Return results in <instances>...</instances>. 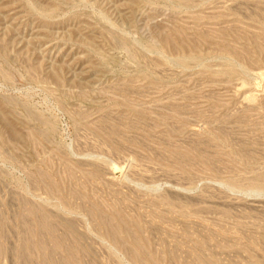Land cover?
<instances>
[{
	"label": "rangeland",
	"instance_id": "374dc122",
	"mask_svg": "<svg viewBox=\"0 0 264 264\" xmlns=\"http://www.w3.org/2000/svg\"><path fill=\"white\" fill-rule=\"evenodd\" d=\"M259 47L264 0H0V264H264Z\"/></svg>",
	"mask_w": 264,
	"mask_h": 264
},
{
	"label": "bare ground",
	"instance_id": "6f19581e",
	"mask_svg": "<svg viewBox=\"0 0 264 264\" xmlns=\"http://www.w3.org/2000/svg\"><path fill=\"white\" fill-rule=\"evenodd\" d=\"M261 51L264 52V48L263 47H259ZM117 230L115 228H112L110 231H109V236L114 239L117 235Z\"/></svg>",
	"mask_w": 264,
	"mask_h": 264
}]
</instances>
